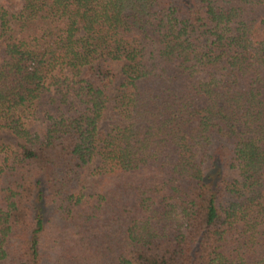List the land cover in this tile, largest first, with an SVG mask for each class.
I'll use <instances>...</instances> for the list:
<instances>
[{
	"label": "trees",
	"instance_id": "16d2710c",
	"mask_svg": "<svg viewBox=\"0 0 264 264\" xmlns=\"http://www.w3.org/2000/svg\"><path fill=\"white\" fill-rule=\"evenodd\" d=\"M2 129L0 264H264V0H0Z\"/></svg>",
	"mask_w": 264,
	"mask_h": 264
},
{
	"label": "rangeland",
	"instance_id": "374dc122",
	"mask_svg": "<svg viewBox=\"0 0 264 264\" xmlns=\"http://www.w3.org/2000/svg\"><path fill=\"white\" fill-rule=\"evenodd\" d=\"M121 122L122 121L120 120V118L116 114L115 110L111 108V110L106 112V114L102 120L101 131L106 133L113 126H115L116 124H119ZM15 142H16L15 136H13L8 130H6V129L0 130V143H4V144L13 146ZM95 164H96V162L93 163V166ZM93 166H91V167H93ZM91 180H92L91 176L86 178L84 185H83V190H82V192L84 194L88 193L90 191Z\"/></svg>",
	"mask_w": 264,
	"mask_h": 264
}]
</instances>
